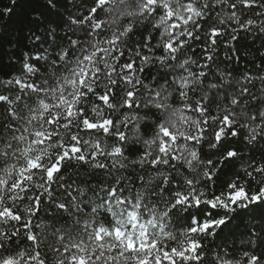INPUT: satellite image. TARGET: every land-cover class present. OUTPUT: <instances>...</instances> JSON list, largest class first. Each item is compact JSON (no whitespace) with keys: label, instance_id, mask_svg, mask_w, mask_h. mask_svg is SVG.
Listing matches in <instances>:
<instances>
[{"label":"snow or ice","instance_id":"1","mask_svg":"<svg viewBox=\"0 0 264 264\" xmlns=\"http://www.w3.org/2000/svg\"><path fill=\"white\" fill-rule=\"evenodd\" d=\"M27 2L0 0V264H264V0Z\"/></svg>","mask_w":264,"mask_h":264},{"label":"trees","instance_id":"2","mask_svg":"<svg viewBox=\"0 0 264 264\" xmlns=\"http://www.w3.org/2000/svg\"><path fill=\"white\" fill-rule=\"evenodd\" d=\"M2 3L7 4L8 0H2ZM18 5L19 7H17L14 10L15 14L13 16V19L21 21V24H22L23 22L26 21L28 14L31 11V6L27 2V0H18ZM20 26H21L20 24L16 25V27H20ZM247 42L250 45H253V47L249 50L251 52V55L245 56L244 58L240 59L238 62H235L233 64V67L239 71H245L246 69H252V64L250 63V61L252 60H255L256 64L260 63V60L256 59L257 53L255 52L256 48H260V41L257 40L253 42V38L251 36H248ZM262 51H264V49H262Z\"/></svg>","mask_w":264,"mask_h":264}]
</instances>
